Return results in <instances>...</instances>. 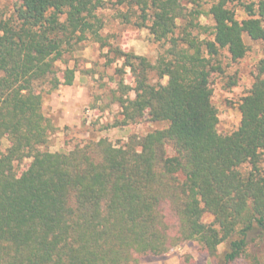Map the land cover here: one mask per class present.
<instances>
[{"label":"trees","instance_id":"16d2710c","mask_svg":"<svg viewBox=\"0 0 264 264\" xmlns=\"http://www.w3.org/2000/svg\"><path fill=\"white\" fill-rule=\"evenodd\" d=\"M204 4L16 0L14 14L0 18V264H139L191 241L213 259L226 243L221 264L247 256L250 233L264 232V57L229 134L218 128L212 78L225 75L222 50L238 62L245 37L264 42V0ZM110 6L165 42L156 62L102 35L100 13ZM90 39L130 70L135 86L121 87L135 97L119 98L121 125L147 117L168 126L122 146L101 138L69 152L44 150L52 128L44 87L74 84L76 69L60 77L57 62ZM151 72L167 82L152 83Z\"/></svg>","mask_w":264,"mask_h":264},{"label":"rangeland","instance_id":"374dc122","mask_svg":"<svg viewBox=\"0 0 264 264\" xmlns=\"http://www.w3.org/2000/svg\"><path fill=\"white\" fill-rule=\"evenodd\" d=\"M187 3V0H183ZM245 1V0H242ZM208 9L214 0H203ZM16 0H0V18H9L14 14ZM239 20L246 17L239 3L233 5ZM124 11L127 7L122 8ZM105 21L102 35L114 47H122L137 55L146 56L151 62H156L167 45L157 42L150 31L135 25V18L131 23L118 16V9L110 8L101 11ZM204 24L211 25V21L203 18ZM248 47L246 56L238 62H232L227 50H222L220 60L225 75L216 74L212 78L213 102L218 110L219 131L222 134L233 132L241 121L239 104L247 95L254 82L253 74L256 64L264 57V42L253 41L245 37ZM110 47H103L94 40H86L65 55L64 62H57L58 76L66 68L76 69V78L72 86H62L51 93L46 85L43 112L51 122L49 139L44 150L51 152H69L77 145H85L90 141L101 138L110 139L115 145L122 146L129 141L130 136L145 134L164 129L166 122H154L145 117L135 124L121 125L123 120L119 98L135 97L134 91L126 92L121 85L134 87L130 70L123 68V59L115 57ZM150 81L154 84L166 83L167 79H160L155 72L150 73ZM237 81L236 85L233 82ZM8 142L5 140L3 149ZM170 155L174 152L169 148ZM25 160L22 168L29 164ZM264 168V157L261 163ZM207 220H212L207 217ZM228 249L225 243L219 248L220 257L217 259L205 256L199 250L196 242H186L170 253L163 256L147 255L141 258L139 264H221ZM264 259V232L255 229L249 235L247 256L235 264H255L256 260Z\"/></svg>","mask_w":264,"mask_h":264}]
</instances>
